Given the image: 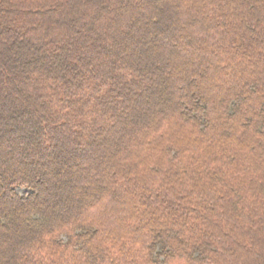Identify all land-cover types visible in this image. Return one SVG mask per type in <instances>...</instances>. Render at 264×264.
<instances>
[{"label": "trees", "instance_id": "trees-1", "mask_svg": "<svg viewBox=\"0 0 264 264\" xmlns=\"http://www.w3.org/2000/svg\"><path fill=\"white\" fill-rule=\"evenodd\" d=\"M0 264H264V0H0Z\"/></svg>", "mask_w": 264, "mask_h": 264}, {"label": "rangeland", "instance_id": "rangeland-1", "mask_svg": "<svg viewBox=\"0 0 264 264\" xmlns=\"http://www.w3.org/2000/svg\"><path fill=\"white\" fill-rule=\"evenodd\" d=\"M18 192H19L20 194L24 195V194L29 193L30 190H29L28 188H26V187H20V188H18Z\"/></svg>", "mask_w": 264, "mask_h": 264}]
</instances>
